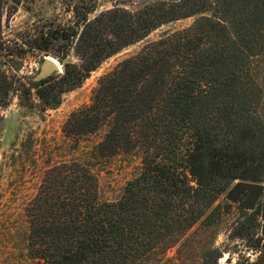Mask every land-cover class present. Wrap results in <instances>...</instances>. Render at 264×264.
Masks as SVG:
<instances>
[{"label": "trees", "instance_id": "16d2710c", "mask_svg": "<svg viewBox=\"0 0 264 264\" xmlns=\"http://www.w3.org/2000/svg\"><path fill=\"white\" fill-rule=\"evenodd\" d=\"M20 1L0 0V109L15 93L28 104L32 89L43 109H57L107 59L165 25L196 18L103 77L92 104L67 122L69 137L104 134L95 159L135 152L142 166L112 203L100 202L89 166L49 170L29 207L36 259L176 264L189 256L190 232L211 228L221 197L240 211L255 207L264 191V92L256 78L264 61V0H146L136 12L125 3L94 17L93 0L80 1L72 25L6 40L3 19ZM28 48L55 53L63 74L15 85L7 62ZM72 51L79 63H64Z\"/></svg>", "mask_w": 264, "mask_h": 264}, {"label": "rangeland", "instance_id": "374dc122", "mask_svg": "<svg viewBox=\"0 0 264 264\" xmlns=\"http://www.w3.org/2000/svg\"><path fill=\"white\" fill-rule=\"evenodd\" d=\"M89 0H21L15 10L8 12L2 23L6 40L33 38L47 29L69 26L75 22L74 7ZM146 0H93L98 15L114 6L136 12ZM14 5L13 3H9ZM196 18L180 20L154 31L149 37L124 49L104 61L81 87L62 96L57 109H43L36 91L32 89L31 101L22 105L15 93L8 107L0 109V264H46L31 253L29 207L36 199L48 171L54 167L79 163L89 166L98 180V198L102 203L117 202L126 185L140 172V153H121L106 159H95L92 151L103 140L97 133L76 139L65 133L71 116L92 104L94 93L103 77L112 73L123 61L138 54L148 43L158 40L166 32L190 27ZM59 42L54 48L59 49ZM27 48V47H26ZM59 67L53 75L63 74V65L57 55L28 48L26 54L12 57L6 70L19 85L33 82L48 60ZM64 63H79L72 51ZM257 69V80L264 92V61ZM264 112V97L262 103ZM264 186V183H263ZM221 213H214L212 226L193 229L190 247L185 260L176 264H253L264 257V191L252 210L240 211L238 205L218 201ZM257 254H260L257 256ZM176 255V248L168 252ZM183 259V258H182Z\"/></svg>", "mask_w": 264, "mask_h": 264}, {"label": "water", "instance_id": "95a60500", "mask_svg": "<svg viewBox=\"0 0 264 264\" xmlns=\"http://www.w3.org/2000/svg\"><path fill=\"white\" fill-rule=\"evenodd\" d=\"M58 69L59 67L54 60L50 59L46 61V63L42 66L40 72L34 77L33 82L39 83L41 81L46 80L47 78L52 76L53 73Z\"/></svg>", "mask_w": 264, "mask_h": 264}, {"label": "built area", "instance_id": "2783aa9c", "mask_svg": "<svg viewBox=\"0 0 264 264\" xmlns=\"http://www.w3.org/2000/svg\"><path fill=\"white\" fill-rule=\"evenodd\" d=\"M260 254H257V256H259Z\"/></svg>", "mask_w": 264, "mask_h": 264}, {"label": "bare ground", "instance_id": "6f19581e", "mask_svg": "<svg viewBox=\"0 0 264 264\" xmlns=\"http://www.w3.org/2000/svg\"><path fill=\"white\" fill-rule=\"evenodd\" d=\"M55 63H57V62L55 61Z\"/></svg>", "mask_w": 264, "mask_h": 264}]
</instances>
